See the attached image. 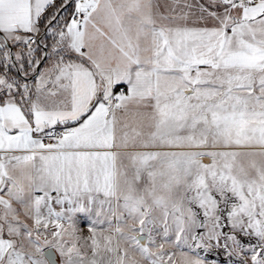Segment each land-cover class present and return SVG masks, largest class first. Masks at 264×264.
<instances>
[{"label": "snow or ice", "instance_id": "snow-or-ice-1", "mask_svg": "<svg viewBox=\"0 0 264 264\" xmlns=\"http://www.w3.org/2000/svg\"><path fill=\"white\" fill-rule=\"evenodd\" d=\"M0 264H264V0H0Z\"/></svg>", "mask_w": 264, "mask_h": 264}, {"label": "rangeland", "instance_id": "rangeland-1", "mask_svg": "<svg viewBox=\"0 0 264 264\" xmlns=\"http://www.w3.org/2000/svg\"><path fill=\"white\" fill-rule=\"evenodd\" d=\"M221 259H223V258H221Z\"/></svg>", "mask_w": 264, "mask_h": 264}]
</instances>
